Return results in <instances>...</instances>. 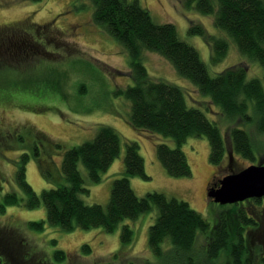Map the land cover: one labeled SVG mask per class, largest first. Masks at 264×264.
<instances>
[{
    "label": "trees",
    "instance_id": "obj_1",
    "mask_svg": "<svg viewBox=\"0 0 264 264\" xmlns=\"http://www.w3.org/2000/svg\"><path fill=\"white\" fill-rule=\"evenodd\" d=\"M18 1L42 0L0 1V6ZM88 1L92 5L95 25L108 33L130 56L134 84L114 92L116 97L124 98L130 105L127 122L135 130L172 139L176 145L175 148L164 142L156 145L157 157L170 177L189 178L193 175L183 146L190 138H206L210 144V163L217 169L211 187L219 186L223 163L229 151L218 121L210 120L201 109L190 107L181 87L151 78L143 62L146 52L156 53L169 61L179 76L191 81L218 108L230 125L231 160L240 156L250 165L258 164L259 151L250 128L264 136V82L261 79H249L248 69L243 65L212 76L198 50L181 40L176 26L157 23L139 0ZM186 5L204 16H212L215 27L235 43L239 53L264 69V0H187ZM32 25L29 27L31 31L18 30V26L0 28V88L4 86L0 99L9 98L4 96L6 90L13 93L33 85L61 89L57 83H51L47 75L43 78L39 76L36 70L40 63L47 61L35 59L37 56L33 54H36L38 45L45 50L51 44L49 39L44 38L48 35L45 31L43 36L41 32L31 34L47 27ZM189 34L206 39L211 46L213 65H218L227 57L230 43L225 37L207 36L200 26H191ZM45 52L50 53L48 50ZM13 61L24 65L29 61L27 67L31 70L13 68ZM30 65L36 67L31 68ZM43 97L47 96L40 99ZM19 139L23 141L22 137ZM125 145V172L114 180L106 206L89 205L83 199L90 190L86 187L82 168L92 183L102 181L103 174L120 157L123 147V139L113 127L99 126L92 139L66 150L60 164L53 159L52 168H47L43 160L40 166L44 176L49 178L51 170L59 172L60 169L64 183L41 193L33 189L27 178L28 164L33 158L40 159L41 147L35 143L32 153L22 150L15 161V183L19 192H7L1 197L0 218L11 207L29 210L44 208L46 218L28 222L30 230L42 233L50 226L64 232L102 229L110 234L125 220H137L156 209L158 216L149 229L148 245L156 257L167 258V264H264V198L226 205L211 228L203 215L186 201L157 191L142 197L137 195L131 178L147 181L151 177L146 172L139 144L129 141ZM55 147L56 152H63V145ZM239 171L232 167V173ZM249 204L255 208H250ZM200 237L205 239V243L201 252L197 253ZM121 243L124 254L126 251L128 254L135 243V232L128 224L123 225ZM52 244L56 246L57 241L52 240ZM29 247L17 230L0 223V264H29L32 260ZM81 250L86 255L92 253L91 247L86 244ZM119 254L113 256L115 262L121 260ZM67 259L66 252L57 250L51 263L61 264ZM39 263L45 264V260H39Z\"/></svg>",
    "mask_w": 264,
    "mask_h": 264
},
{
    "label": "rangeland",
    "instance_id": "obj_2",
    "mask_svg": "<svg viewBox=\"0 0 264 264\" xmlns=\"http://www.w3.org/2000/svg\"><path fill=\"white\" fill-rule=\"evenodd\" d=\"M8 1V0H0ZM147 8L157 23L174 24L181 40L198 50L206 63L209 73L216 76L223 71L243 65L248 69V78H259L264 82V69L257 62L242 56L235 43L214 25L212 16H204L193 8H187V0H139ZM92 5L88 0H42L40 2L18 1L0 6V28L17 27L22 31H31L32 24L46 26L33 31L32 35L45 31L50 40L46 47L50 53L38 45L35 59H46L40 63L39 76L44 75L51 83L59 85L57 89L40 84L17 91L6 90L0 99V200L7 192H19L15 183V161L19 159L22 150L32 153L34 144L41 147L40 159L33 158L27 167V178L37 193L45 189L56 188L64 183V176L59 169L51 170L47 178L41 171V162L47 168H52L53 159L57 164L68 149L81 145L92 139L99 126L113 127L123 139L121 155L103 174L98 184L89 180L84 168L83 175L86 187L90 190L83 199L89 205L106 206L110 200L112 184L125 172L126 142L134 141L140 146V153L145 160L146 172L150 180L131 178V185L137 195L145 196L150 192H161L169 197L186 201L201 213L210 223L216 224L218 214L225 206L211 202L208 192L217 174V169L210 163V144L206 138H190L183 146L193 175L189 178L170 177L156 154V145L167 143L175 148L172 139L157 134L135 130L128 122L130 105L124 98H118L114 92L121 87L134 84L132 79L130 56L102 28L95 25L92 19ZM28 26V27H26ZM191 26L202 27L207 36L225 37L230 43L227 57L218 65L211 62V46L205 38L189 34ZM40 36V35H39ZM41 36V37H42ZM32 38V37H31ZM30 38V39H31ZM42 39V41L44 40ZM33 42V39H31ZM29 60V58H28ZM32 61H36L32 59ZM43 61V60H42ZM149 75L156 81H166L181 87L190 107L199 108L212 121H218L226 136L228 156L223 163L221 178L232 173V167L240 171L251 163L240 156L231 160V141L229 138V123L214 107L209 98L203 96L197 87L189 80L178 75L169 61L160 55L146 52L143 61ZM17 67L29 68L21 63L11 62ZM24 65V66H23ZM31 66V65H30ZM29 66V67H30ZM36 66H31V68ZM31 69H29L30 71ZM0 88V94L4 92ZM46 95L41 100L40 97ZM11 96V97H10ZM49 96V97H48ZM20 104V105H19ZM23 105V106H22ZM26 106V107H24ZM27 107H34L33 109ZM250 133L259 151V161L264 164V136L250 128ZM41 136V137H37ZM22 137L23 141L19 138ZM63 145V152H56V145ZM52 155V156H51ZM256 164V163H255ZM250 205V208L255 206ZM264 207V200H263ZM158 212L140 216L137 220H125L114 233H106L102 229L84 231L77 229L64 232L60 228L47 226L45 232H35L27 227L30 221H40L46 218L44 208L29 210L24 207H11L7 214L0 218L2 226L17 230L28 242L32 256L29 264H56L54 252L63 250L68 259L61 264H167V258L159 259L148 245L149 229L156 222ZM128 224L135 232V243L128 252H123L121 233L123 225ZM57 241V245L52 244ZM205 243L199 238L196 252H201ZM92 249L90 255L81 250L83 245ZM121 260L114 261L117 253ZM59 264V263H57ZM223 264V263H222Z\"/></svg>",
    "mask_w": 264,
    "mask_h": 264
},
{
    "label": "water",
    "instance_id": "obj_3",
    "mask_svg": "<svg viewBox=\"0 0 264 264\" xmlns=\"http://www.w3.org/2000/svg\"><path fill=\"white\" fill-rule=\"evenodd\" d=\"M208 196L222 206L263 199L264 164H252L237 173L226 175L219 186L209 189Z\"/></svg>",
    "mask_w": 264,
    "mask_h": 264
},
{
    "label": "flooded vegetation",
    "instance_id": "obj_4",
    "mask_svg": "<svg viewBox=\"0 0 264 264\" xmlns=\"http://www.w3.org/2000/svg\"><path fill=\"white\" fill-rule=\"evenodd\" d=\"M218 186V185H217Z\"/></svg>",
    "mask_w": 264,
    "mask_h": 264
}]
</instances>
